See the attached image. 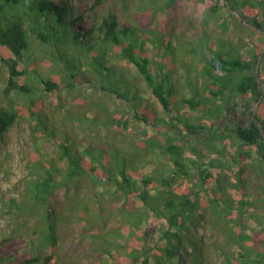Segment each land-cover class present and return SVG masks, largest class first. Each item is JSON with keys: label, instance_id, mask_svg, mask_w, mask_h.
I'll return each instance as SVG.
<instances>
[{"label": "trees", "instance_id": "1", "mask_svg": "<svg viewBox=\"0 0 264 264\" xmlns=\"http://www.w3.org/2000/svg\"><path fill=\"white\" fill-rule=\"evenodd\" d=\"M208 1L204 3L206 10L213 11L216 6ZM103 2L86 0L85 9L80 13L68 0H0V64L8 73L0 92V143L24 113L32 120L33 133L54 139V142L60 137L56 130L63 120L57 121L53 100L58 96L61 82L44 77L35 69H32L34 74L30 81L27 72L19 69L31 37L55 51L53 56L63 67L64 81L71 89L97 86L103 71L114 69L110 78L119 80L122 85V93L116 96L125 102L132 118L153 132L167 131L165 138L155 133L143 143L145 147L158 150L165 165H157L147 173L143 171L145 162L127 150L116 147L103 150L85 142H82L85 147L79 150L78 144L72 143L71 137L64 133L63 142L58 146L67 164L57 186L67 188L71 182L83 180L100 184L105 190L112 188L122 198L120 206L133 225L141 227L145 221L157 222L160 236L156 242L148 244L144 231L137 234L142 247L131 259L132 264H212L213 258H221L219 264H264V213L259 227L252 228L249 217L256 206L245 192L246 173L253 166V154H256L257 168L264 179V81L259 72H253L252 65L257 55L245 58L213 52L198 55L196 68L201 73L200 78L196 76V87L190 86L189 96H184L176 88L180 81L178 70L186 71L190 65L194 66L189 59L193 52L173 54L168 50L170 43L162 40L158 44L146 43L142 27L150 24L148 18H153V14L147 18L146 15L138 16L134 26L130 15L122 19L116 14L94 18ZM243 7L255 18L253 25L259 29L257 13ZM45 21L48 29L43 27ZM60 30L73 33V41L64 50L57 49L52 41V33ZM128 68H133L137 76L128 73ZM140 81L144 88L140 87ZM13 93L22 97L24 103H18ZM234 96L255 102L256 110L250 113L248 124L234 122L230 126L234 150L226 151L223 144L220 151H211L221 157L213 155L204 163L203 156L208 151L206 142L201 141V130H210L217 126L220 117L226 118L223 111ZM212 99L219 103L213 105ZM46 100L52 108L46 107L49 106ZM179 105L184 106L185 112H197L199 121L206 120L207 125L190 121L181 113ZM58 108L68 111L60 105ZM211 111L217 113L212 116ZM173 112L177 113L176 124L165 118ZM113 120L117 129L123 124L126 126L127 117L121 114H115ZM96 122L95 119L91 123ZM219 132L221 135L224 130L221 128ZM184 137L199 141L202 150L190 148L182 140ZM195 166L199 169L203 188L219 191L205 205L190 187L191 170ZM45 174L39 186L48 193L55 186V179L49 168L45 169ZM222 182L241 193L237 201H232L227 191H221ZM136 201L142 203L141 208L135 207ZM262 202L264 210V197ZM78 205L79 217L85 219L88 206L82 199ZM42 206L47 221L44 240L50 252L45 256L33 255L16 264H62L57 253L54 210L45 207V202ZM246 230L251 234L245 233ZM217 233H227L225 241H216ZM0 264H4L2 254Z\"/></svg>", "mask_w": 264, "mask_h": 264}, {"label": "rangeland", "instance_id": "2", "mask_svg": "<svg viewBox=\"0 0 264 264\" xmlns=\"http://www.w3.org/2000/svg\"><path fill=\"white\" fill-rule=\"evenodd\" d=\"M68 1L80 13L84 11L86 0ZM205 1L207 0H104L94 18L116 14L122 19L130 15L129 20L134 26L138 16L146 15L147 18V15L153 14V18H148L150 24L142 27L146 43L158 44V41L162 40L170 43L168 50L173 54L193 52L189 59L194 66L190 65L186 71L178 70L180 81L176 88L184 96H189L190 86L196 87V76L200 78L201 74L197 72L196 66L199 62L196 58L198 55L204 56L206 52L226 53L241 58L256 54L257 58L252 64L253 72H259L264 81V0H209L211 5L216 6L213 11L206 10ZM244 5L248 12L257 13L259 29L253 25L255 18L245 12ZM47 23L44 22V29L49 28ZM52 34V41L59 50H64L67 44L73 41V33L66 30ZM53 53L55 51L52 48L31 37L29 50L19 64V69L27 72L26 77L30 81V76L34 74L32 69H35L40 75L53 77L61 82L58 96L53 100V112L57 121H63L56 130L60 137L54 142V139L33 133L32 120L24 113L17 125L9 131L5 141L0 143V254L4 257V264H16L33 255L45 256L50 252V247L44 240L47 221L42 204L45 202V207H51L55 213L52 219L56 223L57 253L62 264H132L131 259L142 247L137 234L144 231L148 244L156 242L160 236L157 222L151 224L145 221L141 227L133 225L126 216V210L120 206L122 198L115 194L112 188L105 190L100 184L83 180H75L67 188L57 186L67 164L66 160L62 159L58 143L63 142V134L66 133L71 137L72 143L74 141L78 144L79 150L85 147L82 142L92 143L95 148L103 150L113 147L127 150L145 162L143 171L149 173L155 166L165 165V160L158 150L156 152L145 147L144 139L151 138L155 133L165 138L168 133L165 130L153 132L132 118L125 102L116 96L122 93V85L119 80L110 78L114 69H105L103 76L100 75L101 78L98 79L97 86L83 85L71 89L66 85L63 67L55 60ZM107 66L110 67L109 64ZM128 69V73L137 76L133 68ZM118 72L120 73V68ZM7 78L6 67L0 64V92ZM140 87L144 88L141 81ZM12 97L18 103H24L22 97L14 93ZM217 103L219 100L212 99L213 105ZM227 103L226 110L223 111L227 114L226 118L220 117L217 126L210 130H201V141L206 142L208 151L203 156L204 163L213 155L221 157L211 151H220L223 144L226 151L234 150L235 144L229 134L230 126L234 122L248 124L250 113L256 110L257 106L255 102L243 100L238 96L229 99ZM46 104L49 105L46 107L52 108L49 100H46ZM58 105L69 112H62ZM178 107L193 123L207 125L208 121H199L197 112H185L183 105ZM262 111L264 112V106ZM215 113L217 112L211 111L212 116ZM115 114L127 117L126 126L123 124L117 129L113 125ZM176 114L173 112L165 118L176 124ZM94 118L98 120L96 124H92L95 122ZM221 128L224 132L219 135ZM182 140L190 148L202 150L199 141L185 137ZM176 144L180 145L178 142ZM252 158L253 166L246 173L245 192L256 206L254 214L249 217V225L258 228L264 213V179L257 168L256 154H253ZM195 161L197 162V159ZM46 168L51 170L55 179V186L48 193L43 192L39 186L45 178ZM191 171L193 179L190 181V187L198 195L199 202L205 205L212 195H218L219 191L217 188L213 191L203 188L197 166ZM215 173L218 174L217 171ZM221 189L227 191L232 201L240 198L241 193L237 188H230L222 182ZM81 199L89 209L85 219L79 217L78 204ZM135 207L141 208L142 203L136 201ZM245 233L250 235L251 231L246 230ZM227 235L217 233L214 237L222 243ZM221 261V258H213L211 263L219 264Z\"/></svg>", "mask_w": 264, "mask_h": 264}]
</instances>
